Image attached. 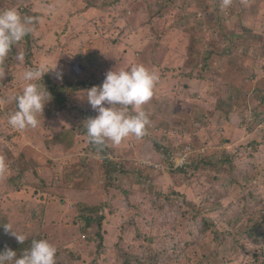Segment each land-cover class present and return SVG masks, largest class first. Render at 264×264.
Segmentation results:
<instances>
[{
	"label": "rangeland",
	"instance_id": "rangeland-1",
	"mask_svg": "<svg viewBox=\"0 0 264 264\" xmlns=\"http://www.w3.org/2000/svg\"><path fill=\"white\" fill-rule=\"evenodd\" d=\"M7 9L37 17L32 59L17 46L0 62L2 114L14 110L28 67L57 62L62 78L44 76L71 85L72 109L90 106L86 90L102 84L108 65L126 69L142 55L160 77L143 106L149 135L107 143L125 172L111 181L103 150L77 133L76 111L60 113L51 100L36 128L0 121V199L13 231L48 240L64 264H119L121 251L135 254L148 240L179 245L156 264H264V0H0ZM95 59L103 74L95 69L92 82ZM153 141L168 144L174 164L189 151L184 173L159 163ZM22 184L27 193L16 190ZM81 205L101 208V241L83 227Z\"/></svg>",
	"mask_w": 264,
	"mask_h": 264
},
{
	"label": "clouds",
	"instance_id": "clouds-1",
	"mask_svg": "<svg viewBox=\"0 0 264 264\" xmlns=\"http://www.w3.org/2000/svg\"><path fill=\"white\" fill-rule=\"evenodd\" d=\"M229 2L224 0V5L227 6ZM34 24V18L22 16L16 9L0 11V62L8 58L14 45L32 33ZM16 59L23 61V54H17ZM50 71L55 73L57 79L62 78L57 62L54 67L42 64L25 69L22 91L10 97L15 104L7 118L11 128L23 131L39 125L38 117L43 116L45 105L52 97L43 83L38 82ZM159 78L156 70L134 63L126 69L114 71L112 68L106 72L101 85L87 89L86 100L97 113L83 122H86L89 143L102 148L109 141L119 145L130 136L141 139L150 123L143 106L153 98ZM6 171L7 165L0 158V174ZM2 227L19 244L25 243L27 237L13 231L11 225L5 223ZM56 253L57 248L48 240L33 238L19 255L17 251L5 246L0 250V264H56Z\"/></svg>",
	"mask_w": 264,
	"mask_h": 264
},
{
	"label": "trees",
	"instance_id": "trees-1",
	"mask_svg": "<svg viewBox=\"0 0 264 264\" xmlns=\"http://www.w3.org/2000/svg\"><path fill=\"white\" fill-rule=\"evenodd\" d=\"M127 3L133 4V2H131V1H127ZM166 8H167V2H165L161 6V9H163V11H166L167 10ZM159 15H161V12H157V16H159ZM27 17H32L36 21L37 13H34L33 15H29ZM244 32H246L247 34L249 33L250 36L252 35L249 29H244ZM32 41H33V31L28 36H26L21 42L14 45L13 49L17 46L21 47L24 56L30 60V59H32V44H31ZM137 57H138V59L134 60V62L139 61V63H146L144 56L141 55V56H137ZM95 60L96 61L88 62V63H90V67H91V70H90L91 73L89 74V76H90L89 78H91V76L94 77L93 72L96 68L98 69V67H99V61L97 59H95ZM134 62L128 64L127 66L134 64ZM2 67L4 69H6V71L8 72V76L6 78H8V80H10L12 78L10 71L14 69V60L10 59L8 61V63L4 64V66H2ZM97 69H96V73H99V74L95 75L96 79H97V75L103 74V73H101L103 71L97 70ZM83 70H86V69L83 68ZM107 71H109V65L104 68L105 74ZM91 80H92V82H94V80L92 78H91ZM38 83H41V84L43 83V85L45 86L47 91L51 94V97H52L51 100H52L53 106L59 107L60 113L66 112V110L76 111V113H77L76 119L79 122L77 125V133L79 135L87 136L86 135V127H85L86 122L85 123H83V122L89 117L96 116L97 115L96 111L94 109H92V107H90V106H87V107L77 106L78 108H75V109L74 108L72 109L71 106H67L68 103L71 102V101L68 102L69 99L67 100V96H69L70 91H71L70 90L71 85H69V84H63V85L57 84L55 80L53 81V79H49L46 76H43L42 81H40ZM84 83H85V80H80L78 82V84H80V87H82L81 85H83L82 88L84 90H86L88 88V85H84ZM73 90L75 91L76 89L72 88V91ZM262 104H264V100H263ZM10 112H12V111H5L3 114L0 113V121L2 123L7 121L8 114ZM146 135H149V133L146 132ZM153 138H154V136H153ZM163 142L164 143H162V141L160 143L157 141H153L154 150H155V152L157 151V154L159 157V163H162L164 166H167V152L169 150V147L165 141H163ZM67 144H70V142H67ZM91 145L94 148H99V149L103 150L100 154V156L103 159L100 168L103 171V173H104V175L108 181H111V179H113L114 174L116 172L122 173V174L125 173V172L123 173V170L121 169V167L119 165V164H122L121 162H119L120 159H115L112 161V159L110 157H108V155L111 154L110 151H111L112 147H109L107 145V146H104L101 148V147L93 145V144H91ZM126 154L131 156V151L127 150ZM165 159H166V162H165ZM201 161H202L201 159L198 160L196 158L193 161V164L191 166L192 167L194 166V168H196L197 164L198 163L200 164ZM126 162L129 163L128 161H126ZM15 165L18 167L19 170L22 169L21 171H23V169H24V168H22L23 164H19L20 166H18V164L15 163ZM27 165L28 164H26L25 166H27ZM129 166H130V163H129ZM25 169H26V167H25ZM171 172H173V173H176V172L184 173V170L183 169H177V170L171 171ZM18 175L21 177L20 173ZM29 186H30V184H29ZM16 190L19 192L20 191L24 192V193H27V191H29L28 189L25 188V184H24V186L22 184L21 187H20V185L16 186ZM31 196H34L33 192L31 193ZM1 197H4V195H0V198ZM2 204L3 203H1V199H0V250H3L4 247L7 246V247L11 248L12 250L17 251L18 255H19L24 249H26L29 246L30 241L32 239L29 241H25V243L21 245L16 241V239L12 235H10L4 231L2 225L5 223L10 225V221H9L10 218L7 216V211L4 210L5 208L3 209ZM100 210H101V208L99 206H90V205H83V206L81 205L78 208L79 215H80L79 217L83 222V227H85L87 229L88 228L96 229V230H94L95 234L97 233V236L99 237V240L101 241V238H102V236L100 234L101 221H100V218H98V220L95 219L96 216H99ZM131 225H134V223H131ZM83 227H82V230L84 231ZM174 228L177 229V227L175 225H174ZM263 238H264V236H263ZM144 240H145V238H144ZM166 245L168 246V248L156 249L153 246V244L150 242V240H148V245L145 248H143V250H140L135 254L125 253V252L122 253V251H121V253L119 254V257H118L119 264H136V261H139L142 264H144V262H146L147 264H156V261H158V259L159 260L164 259V260L169 261V258H171V256L173 255V252L175 251V249L179 245L177 246V243L166 244ZM64 251H65V253H67V251L65 249H64ZM57 253H59V252L57 251ZM71 255L72 254H70V256ZM70 256H68V257H70ZM56 264H64V263L60 262L58 260V258H56Z\"/></svg>",
	"mask_w": 264,
	"mask_h": 264
},
{
	"label": "built area",
	"instance_id": "built-area-1",
	"mask_svg": "<svg viewBox=\"0 0 264 264\" xmlns=\"http://www.w3.org/2000/svg\"><path fill=\"white\" fill-rule=\"evenodd\" d=\"M188 150L184 149L182 152H179L178 157H177V164H174V160L172 158L171 152L168 153L167 155V168H171L172 170H177V169H184L186 168L187 164V158H188Z\"/></svg>",
	"mask_w": 264,
	"mask_h": 264
}]
</instances>
